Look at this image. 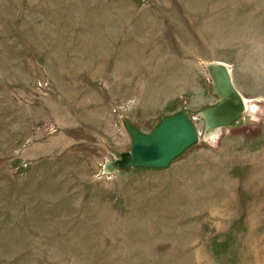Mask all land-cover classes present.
Returning a JSON list of instances; mask_svg holds the SVG:
<instances>
[{"label": "rangeland", "instance_id": "rangeland-1", "mask_svg": "<svg viewBox=\"0 0 264 264\" xmlns=\"http://www.w3.org/2000/svg\"><path fill=\"white\" fill-rule=\"evenodd\" d=\"M212 61L249 108L204 139ZM183 108L168 167L103 173ZM0 264H264V0H0Z\"/></svg>", "mask_w": 264, "mask_h": 264}, {"label": "water", "instance_id": "water-1", "mask_svg": "<svg viewBox=\"0 0 264 264\" xmlns=\"http://www.w3.org/2000/svg\"><path fill=\"white\" fill-rule=\"evenodd\" d=\"M204 67L211 80L212 92L217 97L214 104L198 113L203 120V138L207 139L220 129L238 122L246 111V104L233 84L227 64L212 61L205 63ZM122 123L131 135L130 147L104 161L102 171L105 174L134 168H166L200 140V133L186 108L162 117L149 132H142L126 117H122Z\"/></svg>", "mask_w": 264, "mask_h": 264}, {"label": "bare ground", "instance_id": "bare-ground-1", "mask_svg": "<svg viewBox=\"0 0 264 264\" xmlns=\"http://www.w3.org/2000/svg\"><path fill=\"white\" fill-rule=\"evenodd\" d=\"M245 104H246V110L249 108V103L246 98H244ZM215 135V134H214ZM214 135H211L214 137ZM215 138V137H214Z\"/></svg>", "mask_w": 264, "mask_h": 264}]
</instances>
